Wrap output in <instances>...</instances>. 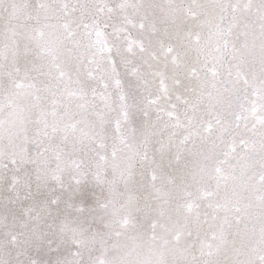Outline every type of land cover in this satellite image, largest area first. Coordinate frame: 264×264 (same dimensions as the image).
I'll return each mask as SVG.
<instances>
[{"label": "snow or ice", "instance_id": "snow-or-ice-1", "mask_svg": "<svg viewBox=\"0 0 264 264\" xmlns=\"http://www.w3.org/2000/svg\"><path fill=\"white\" fill-rule=\"evenodd\" d=\"M0 264H264V0H0Z\"/></svg>", "mask_w": 264, "mask_h": 264}]
</instances>
